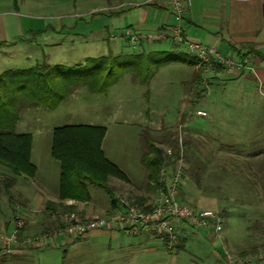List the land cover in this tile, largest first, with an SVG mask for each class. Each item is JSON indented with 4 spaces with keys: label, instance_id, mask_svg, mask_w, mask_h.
<instances>
[{
    "label": "rangeland",
    "instance_id": "1",
    "mask_svg": "<svg viewBox=\"0 0 264 264\" xmlns=\"http://www.w3.org/2000/svg\"><path fill=\"white\" fill-rule=\"evenodd\" d=\"M104 6L106 0H0V17L6 22L9 40L14 42V45L4 43L0 72L44 63L71 66L83 63L87 57L106 55V26L110 27V18ZM152 44L149 47V42L143 43L139 48L124 46L120 52L150 53L149 59L143 58L142 62L158 68L147 83L133 81L124 72L102 93L90 92L86 86L79 85L52 110L35 107L21 112L15 129L31 135L32 161L38 167L36 177L51 188L58 178L52 164L57 160L50 155L53 127L104 126V153L108 159L123 164L129 176L127 183L110 178L109 184L115 190L117 183L127 187L121 197L147 198L141 204L144 208L154 194L147 191V169L141 161L148 142H158L169 155L176 151L172 160L181 154L184 164L183 182L178 189L180 200L219 211L223 216L224 242L229 243L232 254L238 255L235 252L250 241L248 234L262 233V230H246L248 237L242 243L234 240L242 226H251L264 216V95L257 91L247 97L242 87L237 91L227 89L223 97L200 103L196 108L205 113L197 114L195 104L188 98L190 86L187 85L192 61L196 59L170 41ZM88 190L96 206L93 205L94 214L83 215L108 216L100 211L110 201L106 193L94 185H88ZM1 199L8 200L2 191L0 234L9 218L6 232L11 230L12 220V212L1 204ZM35 217L38 216L28 214L25 222ZM26 224L22 236L40 233L25 235ZM204 233L201 229L192 230V241L186 249L191 245L194 248L193 243L199 241L200 257L207 260L220 247L204 237ZM135 237L138 236L119 233L113 240L107 235H85L65 246L57 245L58 239L56 244L41 249H25L30 251L27 264H142L141 259L149 258V246H142ZM260 250L257 247L252 253ZM180 254L189 257L187 251Z\"/></svg>",
    "mask_w": 264,
    "mask_h": 264
},
{
    "label": "crops",
    "instance_id": "2",
    "mask_svg": "<svg viewBox=\"0 0 264 264\" xmlns=\"http://www.w3.org/2000/svg\"><path fill=\"white\" fill-rule=\"evenodd\" d=\"M106 2L107 6H104V9L108 10L106 11V16L110 18V27L106 26V34L112 29L120 30V32H124L127 29H134L143 32L152 31L161 26L171 25L177 22L175 16L171 13L170 5L167 0H106ZM13 4L16 5V2H13ZM181 24L185 29V34L192 40L210 45L224 56L232 58L246 56L250 59V65L248 68L237 70L229 76L218 75L214 77L207 90H205L202 98L197 99L194 92L189 90L190 93L188 98L190 102L195 104V111H203L196 107L200 103L212 100L213 97L214 99H217L219 96L223 97V93L226 92L227 89L237 91V89L242 87L243 94L247 97L252 93H257V91L261 93V95H264V0H188ZM4 43H13L12 45H14L13 40H9L6 22L4 18L0 17V52L4 50ZM151 43H154L152 44L154 46L163 42ZM151 43H149V47L151 46ZM107 44L108 51L110 50L114 55L120 54L123 49L122 47L129 46L122 41H117L116 43L108 41ZM140 46L141 45H136L131 47L139 48ZM194 68H196V65L192 66L191 76L187 80V85H189L193 79L192 72ZM180 117L185 119L182 114ZM183 124H185V120ZM14 130L17 133H28L24 131H16L15 128ZM31 155L32 146L30 160L36 167L35 176L33 178L17 176L10 189L12 195H16L15 199L21 204V209L26 216L31 214V209H44L49 202H55L58 200L60 178V165L58 161H56L57 163L52 164L55 166V171L56 169L58 171V178L53 182V186L49 188L44 182L39 181L36 177L38 172L37 163L32 161ZM110 161L127 176L129 181L128 172L125 166L120 162ZM7 174V169L2 167L0 170V178L5 177ZM119 182L123 183L124 181L120 180ZM116 187V197L128 190L127 187L121 186L120 183H117ZM2 192H4V189ZM67 202L71 203L70 200ZM1 204H5V206L9 208V212H12L11 205L7 199H3ZM93 205H95V203L92 202L91 195L88 202L77 203L79 210H82L84 214L88 215L94 214ZM1 206L2 205H0V207ZM110 206V201L108 204L103 205L100 210L102 214L111 215L115 209L109 211ZM9 221L6 220L2 225L1 231L6 232L9 229ZM26 223V228L23 232L25 235L30 232L38 233L47 231L53 227L52 219L47 216H38L31 221H26ZM242 228L243 230H241L239 235L237 234V239L234 238V240L242 243V240L250 236V239L247 238L248 241H250L235 253H240L244 250H254L257 249V247L264 251V216L259 220H255L254 224H251V226L246 227L245 225L242 226ZM246 230H262V233L258 236H254L253 234H248L247 236L248 231L246 232ZM191 231L192 230L189 229L181 233L179 242L173 250H167L158 235L145 233L141 236L135 237L140 239V244L142 246L144 244L149 246V258H143L140 262H142V264H225L224 247L230 252L231 250L229 243L227 242L226 244L224 242L222 234L221 239H215L209 235L207 231L203 230L205 232V235L203 236L210 239L214 245L220 247V250L214 249L212 253L213 255L211 256L212 258L205 260L203 257H200L202 246L198 243L199 241L196 243L192 242L194 248H192L191 245L189 250L186 249L192 241V238L190 237ZM86 235H107L115 240V237L118 236L119 233L95 230ZM58 239L60 240L57 245L62 244L64 246L75 240L62 236H59L57 240ZM234 240L232 239L233 242ZM56 242L36 246L34 249H41L56 244ZM127 244L132 243L127 241ZM180 251H187L189 257L181 255ZM29 252L30 251L28 250H16L1 255L0 264H27L29 261ZM134 261L136 263L139 262L137 259ZM251 264H264V258L260 261L252 262Z\"/></svg>",
    "mask_w": 264,
    "mask_h": 264
},
{
    "label": "trees",
    "instance_id": "3",
    "mask_svg": "<svg viewBox=\"0 0 264 264\" xmlns=\"http://www.w3.org/2000/svg\"><path fill=\"white\" fill-rule=\"evenodd\" d=\"M149 55L145 52L114 55L109 50L106 55L87 57L83 63L71 66L44 63L31 68H8L0 72V166L8 171L5 177L0 178V192L4 189L12 212L15 203L21 208L10 190L16 177L33 178L36 174V167L30 160L31 135L14 130L20 113L35 107L52 110L79 85L86 86L93 93L105 92L124 72L129 73L133 81L147 83L158 68L154 69L147 62H142L149 59ZM196 64L197 61L193 59L192 66ZM192 76L189 90L194 92L197 99L202 98L205 89L201 87L200 69L194 68ZM105 132L104 126L87 124L53 128L50 154L60 165L58 200L49 202L45 209L70 210L83 215L76 204L90 200L88 185L97 186L106 193L110 199L109 211L116 208V192L109 180L116 178L128 182V178L105 157L101 148ZM158 145V142H148V150L141 158L147 169L148 192L155 191L159 171L173 163L172 158L176 152L173 147L175 152L169 155ZM146 199L135 197L134 201L141 205ZM69 200L71 203H66ZM41 216L47 215L43 212ZM255 250H244L238 255Z\"/></svg>",
    "mask_w": 264,
    "mask_h": 264
},
{
    "label": "built area",
    "instance_id": "4",
    "mask_svg": "<svg viewBox=\"0 0 264 264\" xmlns=\"http://www.w3.org/2000/svg\"><path fill=\"white\" fill-rule=\"evenodd\" d=\"M167 1L171 13L177 20L176 23L145 32L133 29L117 33L111 31L107 35V40L111 43L122 41L130 46L170 41L196 59V68L201 71V87L205 90L214 77L229 76L237 70L249 67L250 59L246 56L239 58L224 56L214 47L189 38L181 24L188 0ZM196 113L204 115L205 112L197 110ZM182 156L180 154L172 164L159 171L158 184L152 200L144 204L146 208L136 204L134 199L117 196L114 212L106 217L86 216L70 210L31 209L30 212L36 216H41L45 212L52 219L54 226L34 236H22L25 215L18 203H15L10 222L11 230L0 234V255L56 242L59 236L78 239L95 230L119 232L126 236L155 234L160 237L167 250H173L179 242L181 233L189 229L205 230L215 239H221L223 216L219 211L195 207L178 198V189L183 182L184 173ZM262 258H264L262 250L234 255L224 247L225 264H251Z\"/></svg>",
    "mask_w": 264,
    "mask_h": 264
}]
</instances>
